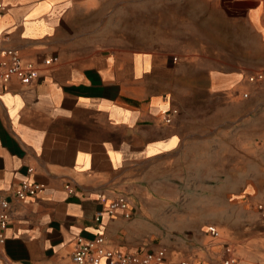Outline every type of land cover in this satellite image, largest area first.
Returning a JSON list of instances; mask_svg holds the SVG:
<instances>
[{"label":"crops","instance_id":"obj_1","mask_svg":"<svg viewBox=\"0 0 264 264\" xmlns=\"http://www.w3.org/2000/svg\"><path fill=\"white\" fill-rule=\"evenodd\" d=\"M1 1L0 60L14 49L38 78L0 82L13 212L0 264H73L77 238L99 232L124 253L221 264L231 240L209 234L216 220L174 207L228 200L229 157H264L259 129L240 143L233 133L264 125V80H249L264 68V0ZM25 180L43 188L18 201ZM122 194L130 219H94L100 198ZM240 229L251 231L230 235Z\"/></svg>","mask_w":264,"mask_h":264},{"label":"built area","instance_id":"obj_2","mask_svg":"<svg viewBox=\"0 0 264 264\" xmlns=\"http://www.w3.org/2000/svg\"><path fill=\"white\" fill-rule=\"evenodd\" d=\"M4 6L0 0V21L3 15ZM2 38L0 34V49ZM3 59L0 60V82L8 83L13 78H17L25 85L32 84L38 78V70L31 61H24L14 49H4L2 51ZM57 59V58H55ZM250 81L256 82L264 80V68L249 77ZM177 110H173L176 113ZM166 120L171 121L167 116ZM32 171V168L29 169ZM71 192L73 191L70 184L66 186ZM43 188V184L25 180L15 191V198L18 201H25L36 196ZM106 204L105 209L97 211L94 219L100 221L106 214L113 215L118 211L124 213L125 218L130 219L132 212L129 207V200L126 195H119L110 202L100 198ZM259 213L261 223L264 225V204H260ZM12 201L2 191H0V246L6 242L5 232L12 220ZM209 234L214 238L220 237V231L217 226H210ZM104 233L99 232L93 238L87 239L78 237L75 249L71 254L73 264H101L108 260L109 264H167V252L164 249L146 251L145 253L128 252L124 253L119 250L109 248L106 243ZM235 249L232 245L226 244L221 254V264H234L236 262ZM179 264H190L188 260H182Z\"/></svg>","mask_w":264,"mask_h":264},{"label":"rangeland","instance_id":"obj_3","mask_svg":"<svg viewBox=\"0 0 264 264\" xmlns=\"http://www.w3.org/2000/svg\"><path fill=\"white\" fill-rule=\"evenodd\" d=\"M233 129L236 143H240L242 137L243 140L246 137H253L257 129H259L257 134L264 138V125L235 126ZM250 149L253 150L252 147ZM260 204H264V157L263 159H246L234 156L229 157L228 200L219 199L216 206H176L174 208L175 211L193 216L210 214L209 216L216 220V225L220 228L217 227L221 240L228 242L231 240L230 245L236 249L240 257L237 264H264V226L259 213ZM243 225L251 230L249 234L244 235V230L240 229L236 231V235H230L229 227L241 228ZM222 226L228 228L227 233Z\"/></svg>","mask_w":264,"mask_h":264}]
</instances>
